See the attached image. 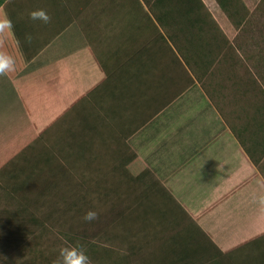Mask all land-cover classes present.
Masks as SVG:
<instances>
[{"label":"crops","instance_id":"1","mask_svg":"<svg viewBox=\"0 0 264 264\" xmlns=\"http://www.w3.org/2000/svg\"><path fill=\"white\" fill-rule=\"evenodd\" d=\"M146 1L0 0V169L41 176L44 226L99 264H264V75L213 0H166L164 25Z\"/></svg>","mask_w":264,"mask_h":264},{"label":"rangeland","instance_id":"2","mask_svg":"<svg viewBox=\"0 0 264 264\" xmlns=\"http://www.w3.org/2000/svg\"><path fill=\"white\" fill-rule=\"evenodd\" d=\"M214 5L219 7L220 19L224 24H220L223 28L232 27L230 34L233 43L240 49L241 54L246 58L247 64L253 66L254 71L264 75V0H213ZM180 4V3H179ZM179 7L184 8L181 4ZM226 11V13H225ZM224 14V15H223ZM216 25H218L216 23ZM218 25V27L220 26ZM220 26V27H221ZM222 42V41H221ZM240 67L244 68L245 64ZM7 98V97H6ZM4 107V103L0 108ZM8 108L0 113V126H6L3 123V117ZM10 127V124L8 123ZM8 135L3 139L7 140ZM3 164H0V167ZM16 168V165H12ZM9 168V166H8ZM5 165L0 169H7ZM9 191L10 182L7 179L0 180V264H54L58 256L60 247L67 244H80L82 242H71L66 235L53 230L49 226L42 229L32 226L27 220L29 213L20 211L22 203L19 197H14ZM211 197L216 193L214 189L210 190ZM228 192L226 197L231 196ZM50 210H48V213ZM240 212H229L223 216L224 225H221V234L228 228V219ZM137 214V213H136ZM161 211L158 210L154 214L145 215L150 227L153 222L159 220ZM237 217V216H236ZM238 220V219H237ZM228 223V224H227ZM143 222L136 224L134 230L142 228ZM237 245H239L237 243ZM86 250V249H85ZM99 261V260H98ZM91 261V264H99Z\"/></svg>","mask_w":264,"mask_h":264},{"label":"trees","instance_id":"3","mask_svg":"<svg viewBox=\"0 0 264 264\" xmlns=\"http://www.w3.org/2000/svg\"><path fill=\"white\" fill-rule=\"evenodd\" d=\"M181 1L182 3H180ZM195 1H199V0H195ZM165 3H166V0H155L154 2L149 1V3L147 2L151 13L155 16L157 22H159L161 25H164L165 20H168V19H164L163 17L164 13L166 12V9H163L162 7L165 6ZM179 3L184 4L183 6L184 8L189 7L190 9L192 8V4H194V0H179ZM180 4L176 3L175 5V3H172L169 6L171 8L170 11L171 12L175 11V6L179 7ZM162 11L164 13L158 16L157 15L158 12L160 13ZM12 165L14 164H11V166L9 165V168L8 167L7 168L10 170V167H12ZM38 167H39L38 165H35L32 168L33 171H35L36 168L38 169ZM22 175H23V171L22 173H20L19 171H16L15 173H9L7 172V169L5 170L3 169L0 171V180H3V179L9 180L10 190H11L9 192L14 197H17V198L19 197V199L21 200L20 203H22V207H20V211H22L23 213H29L28 215L29 219L27 221L32 226L42 229L43 227H45L44 225L48 221H50L54 216H56L59 213L56 208H49L48 209L50 210L49 213H48V210L44 209L46 207L45 197H48L49 200H51V198H54L56 196L52 197L51 195L46 193L47 191L45 189L44 190L41 189L42 191L41 192L39 191L40 193L37 192L36 180L37 182L42 181L43 179L41 178V176H40V179H38L36 178L37 174L33 172H27L24 174V176L26 177L24 180L21 177ZM43 192L46 194H44ZM67 204L68 202H65L62 205V207H65ZM51 206L53 207L54 205L51 204ZM62 207L60 209H62ZM66 238L69 239L71 242L74 241V238L69 235H66ZM236 261H239V259H236Z\"/></svg>","mask_w":264,"mask_h":264},{"label":"clouds","instance_id":"4","mask_svg":"<svg viewBox=\"0 0 264 264\" xmlns=\"http://www.w3.org/2000/svg\"><path fill=\"white\" fill-rule=\"evenodd\" d=\"M29 19L36 21H42L48 23L50 16L43 9H38L29 12ZM7 28L11 30L12 23L5 17H0V30ZM28 41L31 40L30 36H27ZM15 69V60L13 57L0 53V75H5ZM256 183L264 187V177L258 178ZM253 202L258 206L261 211H264V192L259 193L253 197ZM98 218V212L89 209L85 212L83 220L85 222H92ZM54 264H91L89 256L86 254V250L82 245L67 244L62 246L58 250V256L56 257Z\"/></svg>","mask_w":264,"mask_h":264}]
</instances>
